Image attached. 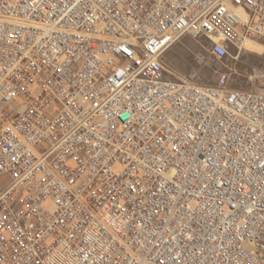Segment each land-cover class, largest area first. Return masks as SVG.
Returning <instances> with one entry per match:
<instances>
[{
  "label": "built area",
  "instance_id": "1",
  "mask_svg": "<svg viewBox=\"0 0 264 264\" xmlns=\"http://www.w3.org/2000/svg\"><path fill=\"white\" fill-rule=\"evenodd\" d=\"M186 36L264 59V0H0V264H264V73Z\"/></svg>",
  "mask_w": 264,
  "mask_h": 264
},
{
  "label": "rangeland",
  "instance_id": "2",
  "mask_svg": "<svg viewBox=\"0 0 264 264\" xmlns=\"http://www.w3.org/2000/svg\"><path fill=\"white\" fill-rule=\"evenodd\" d=\"M260 54L262 49L259 50ZM236 50L229 51L230 57L224 61L227 65L221 64L223 61L215 59L209 53V41L205 38L194 39L186 36L182 37L174 44L164 55L163 61L166 70L172 79H183L192 84L215 86L217 79L221 74H235L249 66H255L258 71L264 73V59L262 55L251 54L242 51L237 60L231 58ZM231 67L232 70H229ZM263 80L260 78L256 81L245 82L243 89H256ZM230 87L240 88L239 82L230 81Z\"/></svg>",
  "mask_w": 264,
  "mask_h": 264
},
{
  "label": "bare ground",
  "instance_id": "3",
  "mask_svg": "<svg viewBox=\"0 0 264 264\" xmlns=\"http://www.w3.org/2000/svg\"><path fill=\"white\" fill-rule=\"evenodd\" d=\"M243 46H244L245 50L253 51L255 54H258L260 52L259 51L260 48L262 49V47L259 44H253V43H250L248 41H246ZM260 54H258V55H260Z\"/></svg>",
  "mask_w": 264,
  "mask_h": 264
},
{
  "label": "flooded vegetation",
  "instance_id": "4",
  "mask_svg": "<svg viewBox=\"0 0 264 264\" xmlns=\"http://www.w3.org/2000/svg\"><path fill=\"white\" fill-rule=\"evenodd\" d=\"M229 57H230V56H229ZM231 58H232V56H231ZM226 60H227V58L223 59V61L221 60V61H222L221 64L224 65V66H226L227 64L224 62V61H226ZM226 67H227V66H226ZM228 69H229V70H232L231 67H228Z\"/></svg>",
  "mask_w": 264,
  "mask_h": 264
},
{
  "label": "crops",
  "instance_id": "5",
  "mask_svg": "<svg viewBox=\"0 0 264 264\" xmlns=\"http://www.w3.org/2000/svg\"><path fill=\"white\" fill-rule=\"evenodd\" d=\"M232 57H233V59L237 60L238 57H236V52L234 53V55Z\"/></svg>",
  "mask_w": 264,
  "mask_h": 264
}]
</instances>
